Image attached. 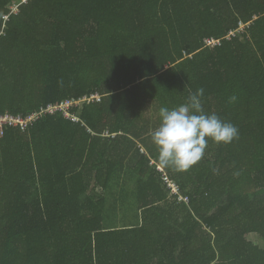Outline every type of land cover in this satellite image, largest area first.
Masks as SVG:
<instances>
[{
  "label": "trees",
  "instance_id": "obj_1",
  "mask_svg": "<svg viewBox=\"0 0 264 264\" xmlns=\"http://www.w3.org/2000/svg\"><path fill=\"white\" fill-rule=\"evenodd\" d=\"M17 1L0 115L102 101L0 137V264H264V0ZM199 88L239 134L175 172L149 134Z\"/></svg>",
  "mask_w": 264,
  "mask_h": 264
},
{
  "label": "clouds",
  "instance_id": "obj_2",
  "mask_svg": "<svg viewBox=\"0 0 264 264\" xmlns=\"http://www.w3.org/2000/svg\"><path fill=\"white\" fill-rule=\"evenodd\" d=\"M203 95L204 89L199 88L190 93L186 103L159 109V126L149 135L160 166L186 172L202 159L209 139L216 144H229L238 137L235 125L204 112ZM236 100L235 95L229 97L230 103Z\"/></svg>",
  "mask_w": 264,
  "mask_h": 264
},
{
  "label": "built area",
  "instance_id": "obj_3",
  "mask_svg": "<svg viewBox=\"0 0 264 264\" xmlns=\"http://www.w3.org/2000/svg\"><path fill=\"white\" fill-rule=\"evenodd\" d=\"M31 0H18L16 3L11 5L10 9L11 12L8 15L4 16L5 21H9L13 15H19L21 8L28 4ZM245 26L241 25L240 29H243ZM234 34V33H232ZM206 44L208 46H215L220 44V40L215 39H208L206 40ZM102 101V97L100 95H93L91 97H83L79 102L74 101H66L59 105H49L47 108L43 109L39 113L31 114L28 117H22V116H14L13 114H3L0 115V137H3L5 135V131L8 130V128H18L21 131L25 132L30 125L35 123L37 120H39L43 115L46 114H54L56 112H62L64 116L71 118V114L69 113V109L73 106H78L80 102H91V101ZM74 121H77V119L74 117ZM160 169V168H159ZM161 170V169H160ZM169 187L172 189L174 194H179V188L178 186L173 183L171 184L169 182ZM184 199V197H180L179 200ZM186 201H189L188 198H185Z\"/></svg>",
  "mask_w": 264,
  "mask_h": 264
},
{
  "label": "rangeland",
  "instance_id": "obj_4",
  "mask_svg": "<svg viewBox=\"0 0 264 264\" xmlns=\"http://www.w3.org/2000/svg\"><path fill=\"white\" fill-rule=\"evenodd\" d=\"M76 106H77V105H76ZM160 169H162V168L160 167ZM162 170H163V169H162ZM162 170H161V171H162ZM170 183L173 184V182H171V181H170ZM186 198H187V197H186ZM119 212H121V211L119 210Z\"/></svg>",
  "mask_w": 264,
  "mask_h": 264
}]
</instances>
